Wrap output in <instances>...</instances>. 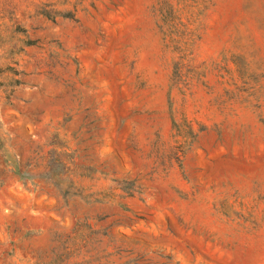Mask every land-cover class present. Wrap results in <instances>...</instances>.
I'll list each match as a JSON object with an SVG mask.
<instances>
[{"label":"rangeland","instance_id":"1","mask_svg":"<svg viewBox=\"0 0 264 264\" xmlns=\"http://www.w3.org/2000/svg\"><path fill=\"white\" fill-rule=\"evenodd\" d=\"M0 264H264V0H0Z\"/></svg>","mask_w":264,"mask_h":264},{"label":"trees","instance_id":"2","mask_svg":"<svg viewBox=\"0 0 264 264\" xmlns=\"http://www.w3.org/2000/svg\"><path fill=\"white\" fill-rule=\"evenodd\" d=\"M69 153L64 151L61 153V156H65L61 161L58 162L57 165L48 166L47 164L43 167V170L39 171L38 173H33L31 171V177H25L23 171L18 169L16 166L13 169V172L17 175V177L25 181L31 180V185L36 186L35 178L38 176L42 178L45 182L49 184H53L56 189H58L63 195H79L83 199L93 198L94 201L100 202H109V203H116L119 206L124 208V205L120 201H116V197L125 198L126 196H133V193H130L127 189L128 187L125 186L126 181H117L115 180L116 185L114 187H109L105 190L100 192H92L88 194H83L85 187L82 186L80 183L78 184L77 181L74 180V176L84 177V173H77L80 169L73 166L72 161L69 158ZM48 157V155H47ZM67 158H69L67 160ZM56 167H59L56 169ZM67 181V182H66ZM27 183V182H26ZM123 184V185H122ZM137 188V193H140L139 189ZM114 189L121 190L124 195H117L113 192ZM100 196V197H94Z\"/></svg>","mask_w":264,"mask_h":264}]
</instances>
